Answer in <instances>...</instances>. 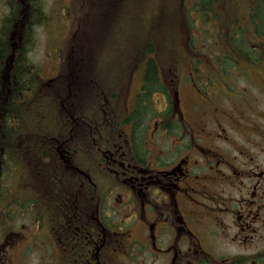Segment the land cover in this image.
<instances>
[{"label":"flooded vegetation","instance_id":"obj_1","mask_svg":"<svg viewBox=\"0 0 264 264\" xmlns=\"http://www.w3.org/2000/svg\"><path fill=\"white\" fill-rule=\"evenodd\" d=\"M239 1L247 26L264 27V0ZM255 48L222 55L209 71L157 67L150 92L146 68L132 69L123 110L94 68L68 71L81 82L70 77L48 102L63 98L66 119L80 123L50 138L51 166L69 176L65 195L36 213L46 229L0 231V264H9L11 234L23 260L32 238L38 264H264V55ZM20 54L14 43L9 55ZM36 79L50 91L56 77Z\"/></svg>","mask_w":264,"mask_h":264},{"label":"rangeland","instance_id":"obj_2","mask_svg":"<svg viewBox=\"0 0 264 264\" xmlns=\"http://www.w3.org/2000/svg\"><path fill=\"white\" fill-rule=\"evenodd\" d=\"M40 1L44 13L50 17V20L47 24L35 28L34 42L29 52V59L31 64L36 65L42 73H49L50 71H52V74L57 73L59 71L58 57L69 54L70 60L65 65V72L78 68H94L102 76L118 80L124 73H129L127 71L129 67L135 68L136 71L140 68L141 57L145 56L141 48L148 43L154 45L156 50L155 59L161 69L175 68L177 63L180 68H184L186 63L184 58L194 59L185 50L190 35L194 37L195 50L193 53L197 52V55H201L200 58L202 59H205L202 55H207L209 64L214 66L215 63L219 62L220 56L235 55L232 46L236 44L231 43L234 41L230 37L227 38L223 26L216 27V20H219V18L223 20L229 14L237 15L238 26L244 33H251L248 37L245 34L243 36L244 40L247 38L251 42H257L258 40L261 42L259 35L256 36L252 33L253 31H250L247 26L248 21L241 17L244 12L239 10V0H233V8L230 4L227 6L224 4L217 5V12H214L216 16L213 17V13H209L213 20L216 17L214 22L208 15L201 16L199 19L196 17V9L194 11L193 8L196 7L197 0ZM119 3H121L120 6L124 5V8H119ZM234 7H238V9L235 10ZM6 12L5 2L0 0V19ZM187 17L191 18L193 22L191 30H188ZM259 27L261 28L262 25H259ZM71 30L72 32L68 36ZM263 43L259 44L261 46L259 51L262 55H264ZM241 46L245 48L246 44L245 46L244 44L236 45L238 48H241ZM254 46L255 43H251L250 51L242 50V48L241 50L237 49V51L255 54L252 49ZM71 48L73 52H70ZM62 53L64 54L61 55ZM81 57H84L85 64L82 62ZM136 57L141 58L140 62H136ZM250 58L253 60L255 56L250 55ZM134 60L135 64H132ZM61 64L63 63L60 62V66ZM211 68L208 67V71ZM56 80L49 83L51 85L55 84L50 91L48 86L43 85L45 88L40 91L45 97L42 100L43 102L48 103L50 98L55 97L54 94L58 91L57 87L65 83L64 78L55 83ZM80 80L81 76H72L73 83L81 82ZM128 80L129 76L118 81V84H120L119 91L114 92L118 95L117 100L120 95L119 106L121 107L125 105L122 100L125 99L126 95L129 97L131 90L135 87L133 81L129 82ZM40 82L39 79L38 83ZM197 84L200 88H204L203 83L197 82ZM238 85L247 84L242 81ZM258 95L264 107V90H259ZM159 98L161 97L158 94L152 97L151 100L154 105L158 106L161 103L160 101L156 102V99ZM51 109L52 105L48 104L45 112H50ZM52 120L51 117L45 121L52 122ZM11 177L7 178V183L13 185L14 177ZM29 223V219L17 220L15 230H23L22 233L29 234L32 231L31 228H33ZM34 226L36 227L37 224L35 223ZM46 227L40 228L46 229ZM13 237L12 234L7 236V241L10 244L8 248L10 254L7 262L9 264H32V257L36 253H30L29 257L23 260L21 242L19 243L17 238L14 242H11ZM26 243L28 251L31 252L33 250L32 238L28 239Z\"/></svg>","mask_w":264,"mask_h":264},{"label":"trees","instance_id":"obj_3","mask_svg":"<svg viewBox=\"0 0 264 264\" xmlns=\"http://www.w3.org/2000/svg\"><path fill=\"white\" fill-rule=\"evenodd\" d=\"M213 2L197 0L193 9L201 16L209 17ZM5 5L7 12L0 19V161L6 159L2 166L6 182L0 183V231L10 232L20 219H31V224L42 223L43 218L36 213L41 209L47 213L53 198L65 195L64 182L69 176L63 168L51 166L53 144L50 138L55 136L63 139L65 133L80 131V123L66 119L63 98H56L51 103L42 101L45 97L36 80L37 67L31 64L28 55L34 42L35 28L47 24L50 19L44 13L41 1L6 0ZM120 5L119 8H124V5ZM187 20L188 30H191L192 19L187 17ZM262 31L264 34V27ZM11 43L16 44V52L20 55H9L14 48ZM246 48L242 50L250 51V43ZM141 49L143 55H148L143 67L146 68L145 88L150 92L148 85L154 81L158 67L152 56L156 55V50L152 43ZM185 50L190 55H197V52L193 53L195 47L192 35L189 36ZM184 60L190 61L186 58ZM52 103L56 116L52 122H47L45 111L48 104ZM126 120L124 115L122 122ZM11 176L14 177L13 185L7 183V178Z\"/></svg>","mask_w":264,"mask_h":264},{"label":"clouds","instance_id":"obj_4","mask_svg":"<svg viewBox=\"0 0 264 264\" xmlns=\"http://www.w3.org/2000/svg\"><path fill=\"white\" fill-rule=\"evenodd\" d=\"M32 264H38V259L35 255L32 257Z\"/></svg>","mask_w":264,"mask_h":264}]
</instances>
